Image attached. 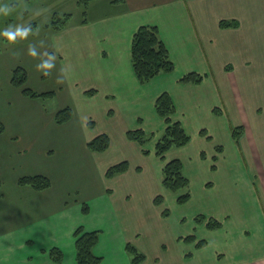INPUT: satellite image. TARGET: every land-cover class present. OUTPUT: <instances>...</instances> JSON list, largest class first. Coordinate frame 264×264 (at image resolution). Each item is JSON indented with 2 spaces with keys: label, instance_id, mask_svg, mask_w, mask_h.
<instances>
[{
  "label": "rangeland",
  "instance_id": "rangeland-1",
  "mask_svg": "<svg viewBox=\"0 0 264 264\" xmlns=\"http://www.w3.org/2000/svg\"><path fill=\"white\" fill-rule=\"evenodd\" d=\"M109 1L112 0H96L93 10L87 13L80 0H24L32 11L24 12L22 17L19 9L10 17L0 16V30L10 23H31L34 29H40L38 35L29 36L27 41L14 46L0 38V119H20L26 111L21 108L17 114L15 110L16 106L22 105L14 100L18 88L12 86L11 77L15 68L26 69L27 88L43 92L42 74L35 67L38 60L26 53L29 43L44 41L50 53L54 52L57 57L51 74L60 75L64 69L67 87L57 88L55 98L42 102L50 113L71 105L76 121L95 124L92 138L100 134L109 136L107 151L100 153L101 164L107 170L122 162L128 164L125 173L107 178L108 187L114 191L112 199L121 214L123 235L111 230L104 232L101 249L107 253L108 245L113 241L112 250L116 254V259L112 256L106 264L113 260L123 264L119 255L122 251L125 253L128 244L144 256L140 264L233 262L232 257V260L225 256L217 259L218 241L223 244L233 226L243 227L238 222L241 216H250L251 222L247 226L259 230L261 222L255 218V212L259 213L261 205L264 208V23L261 27L256 21L250 28L249 24L237 31L230 29L228 32L234 36L223 41L222 36L229 33L217 30L215 19L220 13L213 11V15L207 17L209 23H214L213 32L195 27L199 37L197 44L188 39L187 32L182 31L178 36L180 45H185V50L191 53L192 66L200 70L195 74H200L203 79L208 76L211 80L193 89L195 92L182 90V87L172 88L177 101V112L172 115V120H182L190 140L182 148H171L163 161L157 155L156 143L164 134L165 121L160 122L155 101L151 104L152 96H156V90L161 86V78L146 83L149 86L139 91L135 104L127 105L119 95L90 90L93 80L83 77L88 75L83 72L92 57L91 52L96 45L103 46L105 42L101 34L106 28L103 29L105 26L99 11L108 14L116 10L108 4ZM7 2L9 0H0V3ZM97 3H102L103 10L101 6L95 8L99 5ZM261 3L264 5V0ZM195 12L197 9L194 11L193 5L190 7L192 18H195ZM67 15L70 17L66 18ZM218 35H222L219 42ZM212 38L213 44L210 42ZM211 82L217 84L218 92ZM60 85L56 83V86ZM139 129L145 134L144 143L128 137V132ZM236 130L239 134L234 137ZM175 158L182 162L183 172L190 183L191 195L186 203L178 202L184 193L172 192L162 184L163 167ZM227 183L230 185L225 189ZM210 222L223 223L224 228L209 231L206 227ZM192 232L207 241L208 246L202 251L196 252L194 247L179 239ZM254 237H250L252 243H262V238ZM222 244L224 250L221 252L226 254L228 247ZM190 252H194L192 258L188 256ZM245 258L249 260L252 256ZM129 260L132 263V257Z\"/></svg>",
  "mask_w": 264,
  "mask_h": 264
},
{
  "label": "crops",
  "instance_id": "crops-1",
  "mask_svg": "<svg viewBox=\"0 0 264 264\" xmlns=\"http://www.w3.org/2000/svg\"><path fill=\"white\" fill-rule=\"evenodd\" d=\"M93 2L96 0H93L86 8L87 13L93 10L96 4ZM261 2L262 0L109 1L108 4L116 10L108 14L99 11L105 26L103 29L106 28L101 34L105 42L103 46L96 45L97 47L91 52L92 57L84 66L83 72L88 75L83 77L93 80L90 90L96 92L98 89L103 90L107 95L111 92L121 96L127 105L135 104L139 98V91H144L149 84H140L136 79L131 62L132 38L139 27L156 26L175 68L171 73L165 75L160 73L155 77L161 78V86L156 90V96H152L151 104L154 101L156 103L161 94L168 93L175 104V116L177 101L172 88L195 90L203 86L206 80H211L205 76L198 85H186L182 82L183 77L190 73H200V70L192 66L194 63L189 56L191 53L185 50V45H180L178 36L182 34V31L187 32L188 39L197 44L199 37L195 27L197 25L200 30L213 32L214 23L207 21V17L213 15V11L220 13L215 19L219 32H228L230 29L237 31L241 26L245 27L249 24L250 28L256 21L258 27H261L264 25V5ZM97 4L99 5L95 8L100 7L102 3ZM193 5L194 11L197 9L195 18L190 16V7L192 8ZM101 7L103 10V5ZM223 22L229 26H224ZM231 34L221 35V40L228 41L230 36H234ZM221 36L218 35V42ZM210 42L213 44V38ZM45 50L50 53L48 45L40 51ZM199 60L202 62L201 57ZM58 75L59 73L54 76L42 75L41 81L45 85L41 90L43 92L55 90L58 95L57 88L67 84L64 78V82L56 86L55 79ZM212 78L215 81L213 76ZM47 82L52 83L54 87ZM171 84L172 87H170ZM211 85L216 92L219 91L216 83L214 85L211 82ZM15 90L14 100L22 103L15 107L17 114L21 108L26 111L24 116L18 115L23 117L20 119L11 121L0 119L5 125V132L0 135V264H56L49 255V251L53 248L62 251L61 264H78L74 233L79 227H82L85 232H101L102 236L100 235L101 238L94 248V253L103 257L102 264H106L112 256L116 259V254L112 250L113 241H110L107 253L100 247L104 232L109 233L111 230L114 234L119 232L123 235V224L116 202L112 199L114 191L107 185V167L101 164L100 153L92 152L88 148L89 141L94 137L92 130L95 124L90 126V121L85 123L76 121L73 110L72 119L58 125L54 120L55 113H50L44 102L26 98L20 89ZM181 103L179 102L182 106ZM67 106L71 107V105L65 107ZM4 108H8L6 103ZM27 112L30 113L27 115ZM159 120L164 121L163 118ZM175 122H180L188 133L182 120L177 118ZM164 125L166 128L165 122ZM33 175L48 177L51 187L36 191L30 186L19 184L20 178ZM229 185L230 183L225 184L224 188H228ZM84 204L89 206L88 214L83 213ZM258 210L259 213L255 212V218L261 222L259 230L247 226L251 222L250 216L239 217L238 222L243 227L233 226L231 228V230L234 229L233 235L230 230L223 244L218 241L220 248L215 249L217 259L225 256L232 260V257L233 262L229 261L227 264H264L263 205ZM199 225L203 226L202 223ZM220 225L219 228H206L209 231L222 230L224 224L220 223ZM190 235H195L196 241H184V238L188 236L179 239L191 245V248L194 247L196 252L208 246L207 241L199 237L196 232ZM252 235L256 236L254 239L262 238V243H252L250 241ZM199 241H205V243L197 248L196 244ZM221 244L227 245L226 254L221 252L224 250ZM126 251L125 253L122 251L124 255L120 253L119 256L120 258L122 256L123 264H131L130 255ZM193 253H188V256L192 258ZM247 255L252 256V259L247 260L245 258ZM117 262L118 260H113L111 264H117Z\"/></svg>",
  "mask_w": 264,
  "mask_h": 264
},
{
  "label": "trees",
  "instance_id": "trees-1",
  "mask_svg": "<svg viewBox=\"0 0 264 264\" xmlns=\"http://www.w3.org/2000/svg\"><path fill=\"white\" fill-rule=\"evenodd\" d=\"M93 0H80L85 8ZM67 15L66 18H69ZM55 23V21H54ZM224 26H229L225 22ZM59 29V28H58ZM131 62L136 76L140 84H146L158 76L160 73H171L174 71V63L170 58L168 48L160 38L159 29L156 26H141L134 33L131 43ZM28 81V73L23 67H17L12 71L11 84L13 87L20 89L23 96L32 100L45 101L53 99L56 96L54 91L36 92L26 87ZM182 81L193 82L200 84L203 81L201 75L190 73L185 76ZM157 114L164 119L166 128L163 136L156 143V152L161 160H165V154L173 147H182L188 144L190 137L182 127L180 122H174L172 115L175 113V104L172 97L168 93L161 94L155 104ZM73 109L69 106L58 110L54 115V120L58 125L65 124L73 117ZM94 123L89 122L92 126ZM242 129V128H239ZM5 132V125L0 121V135ZM239 134V130L234 132V137ZM144 132L139 129L137 131L128 132V137L132 140L143 142ZM144 143V142H143ZM110 144V139L107 134H100L89 141L88 148L95 153H103L107 151ZM127 162H122L110 167L107 172V178H112L116 175L123 174L127 171ZM162 184L172 192L184 193L178 198L179 203H186L190 198V183L183 172V164L180 160L175 159L167 162L162 170ZM21 186H30L36 191L45 190L51 187V181L43 175L24 176L20 178ZM89 206L83 205V213L88 214ZM208 228L221 227L218 222H210ZM101 232H85L82 227H79L75 233V245L78 264H102L103 258L95 255L94 248L98 244ZM184 241H196L195 235H190L184 238ZM205 241H199L196 247L203 246ZM126 250L132 257L131 264H140L144 261V256L138 252L135 247L130 244L126 246ZM49 255L54 263L61 264L63 253L58 248H53L49 251Z\"/></svg>",
  "mask_w": 264,
  "mask_h": 264
},
{
  "label": "clouds",
  "instance_id": "clouds-1",
  "mask_svg": "<svg viewBox=\"0 0 264 264\" xmlns=\"http://www.w3.org/2000/svg\"><path fill=\"white\" fill-rule=\"evenodd\" d=\"M20 10V16L22 17L24 12L32 11L28 4L24 0H9L7 3H0V16L10 17L17 11ZM39 14L38 12L36 13ZM40 29L33 28L31 23H10L3 30H0V38H3L8 45L14 46L22 41H27L29 36L39 34ZM44 41L39 43H29L27 46V55L33 59L38 60L35 65L36 70L44 76L51 75L52 69L56 67V54L49 53L47 50L41 52L39 49L44 48ZM47 57V59H45ZM65 70L61 69L60 75L57 76L56 83L60 84L64 82Z\"/></svg>",
  "mask_w": 264,
  "mask_h": 264
}]
</instances>
